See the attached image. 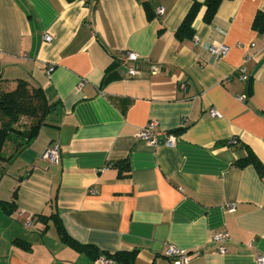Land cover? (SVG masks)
<instances>
[{
	"label": "crops",
	"instance_id": "obj_1",
	"mask_svg": "<svg viewBox=\"0 0 264 264\" xmlns=\"http://www.w3.org/2000/svg\"><path fill=\"white\" fill-rule=\"evenodd\" d=\"M192 2L0 0V86L25 79L53 105L31 162L15 169L0 160V264H103L63 242L54 219L39 218L53 214L79 243L134 251L130 264H172L169 245L200 249L189 264H260L264 174L236 162L252 152L264 167V23L254 26L257 15L264 21V0H224L210 23L202 6L194 36L180 40L175 31ZM210 43L229 53L216 59ZM125 51L160 72L141 65L129 76L135 63ZM150 120L159 140L173 134L175 143L141 139ZM53 143L59 162L39 160ZM220 232L229 233L223 243L213 240Z\"/></svg>",
	"mask_w": 264,
	"mask_h": 264
},
{
	"label": "trees",
	"instance_id": "obj_2",
	"mask_svg": "<svg viewBox=\"0 0 264 264\" xmlns=\"http://www.w3.org/2000/svg\"><path fill=\"white\" fill-rule=\"evenodd\" d=\"M223 1L224 0H205L204 3H201L199 0H193L190 9L175 31V36L180 40L192 38L195 33L193 23L202 6L206 7L203 20L206 23H210L215 17L219 5ZM263 23L262 16L257 15L254 26L260 29L263 27ZM111 78H113L112 74L107 73L104 82L110 81ZM52 108L53 105L48 102L43 88L25 79H19L12 89H6L0 86V160L11 162L22 149L29 146L36 138L45 122L46 116L50 113ZM24 118L32 120L28 128H23V126H21ZM184 127L185 126H181V128ZM8 142L13 144L14 150L9 155H6L4 153V147ZM236 164L240 167L252 164L261 174H264L263 165L252 152L238 159ZM120 169H122V173L124 174L129 172V168L125 166V163ZM4 207L9 214L15 208V201L6 202ZM39 218H43L46 223L48 219H54L61 240L69 244L76 252L85 255L89 260L95 261L101 257L106 260H112L114 263L130 264L134 259V251L109 253L100 250L95 245L79 243L66 234L62 224L54 214L48 217L40 215Z\"/></svg>",
	"mask_w": 264,
	"mask_h": 264
},
{
	"label": "built area",
	"instance_id": "obj_3",
	"mask_svg": "<svg viewBox=\"0 0 264 264\" xmlns=\"http://www.w3.org/2000/svg\"><path fill=\"white\" fill-rule=\"evenodd\" d=\"M163 14V9L158 8L156 10V15L161 16ZM44 38L46 40H50L51 37L49 35H45ZM209 52L216 58V59H221L223 57H226L227 54L229 53V46L226 45L225 43H210L208 46ZM124 58L128 61L134 62L135 66L130 67L128 70V75L129 76H136L139 75L142 71V66L141 65H148L149 70L152 74H156L160 72V68L157 65H154L150 62L149 59H141L139 55L135 52H129L125 51L123 54ZM54 69V65H48L47 67V73L50 74V72ZM237 72L240 76L241 79L243 80H248L249 76L246 71L245 65H241L238 69ZM86 82V79H83L79 85V87H82ZM182 88H185V85H181ZM247 94H240L237 95V98L241 101H245L247 99ZM209 112L213 116H220L219 112L215 108H210ZM182 126L187 125V119H182ZM157 128H158V121L156 120H150L144 127H142L138 133V136L141 139L146 140L151 146H157L160 143L166 144V145H173L175 143V136L173 134H168L165 135L161 140L157 137ZM61 156V151L60 147L57 143L51 144L46 151L41 155L40 159L41 161H45L51 164H57L60 160ZM33 168L37 167V162H34L32 164ZM229 210H234L233 205H229ZM30 220L27 221V224L29 225ZM229 237L228 232H220L216 233L213 237V240L218 243H223L224 240H226ZM220 253H225L226 248L224 246H220L219 250ZM201 250L196 248L193 250H184L180 249L174 245H169L168 248L166 249L165 255L170 259L172 264H189V262L201 255ZM100 261L103 264H115L112 260H106L104 258L100 257ZM257 261L260 264H264V256L259 255L257 257Z\"/></svg>",
	"mask_w": 264,
	"mask_h": 264
},
{
	"label": "rangeland",
	"instance_id": "obj_4",
	"mask_svg": "<svg viewBox=\"0 0 264 264\" xmlns=\"http://www.w3.org/2000/svg\"><path fill=\"white\" fill-rule=\"evenodd\" d=\"M31 123H32V120H30L29 118H24L21 126H23V128H28L31 125ZM44 130H45V128H44ZM42 133L43 132L41 131V134ZM31 145L32 144H30L29 146L22 149L17 154V156L12 160L13 161L12 165L16 162V164H14L15 169L18 167L19 164L28 165L31 162V160L34 158L35 153L33 152V148ZM56 252H58V254H60L61 256H64V252H59V251H56Z\"/></svg>",
	"mask_w": 264,
	"mask_h": 264
}]
</instances>
